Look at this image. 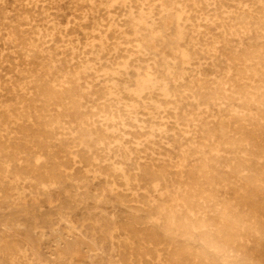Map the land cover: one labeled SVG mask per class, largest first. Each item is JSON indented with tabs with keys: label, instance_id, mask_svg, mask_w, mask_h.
<instances>
[{
	"label": "rangeland",
	"instance_id": "1",
	"mask_svg": "<svg viewBox=\"0 0 264 264\" xmlns=\"http://www.w3.org/2000/svg\"><path fill=\"white\" fill-rule=\"evenodd\" d=\"M0 139V264H264V0H0Z\"/></svg>",
	"mask_w": 264,
	"mask_h": 264
},
{
	"label": "bare ground",
	"instance_id": "2",
	"mask_svg": "<svg viewBox=\"0 0 264 264\" xmlns=\"http://www.w3.org/2000/svg\"><path fill=\"white\" fill-rule=\"evenodd\" d=\"M222 4V3H221ZM8 9V8H7ZM216 11V10H215ZM210 12V11H209ZM201 13V12H200ZM229 13V12H228ZM133 14V13H132ZM30 25V24H29ZM219 43V42H218ZM61 49V48H60ZM68 52V51H67ZM62 53V52H61ZM245 68V67H244ZM229 73V72H228ZM242 76V75H241ZM249 79V78H248ZM252 80V79H251ZM217 92V91H216ZM41 94V93H40ZM58 94V93H57ZM23 98V97H22ZM56 101H57V99H56ZM29 110V109H28ZM233 112V111H232ZM23 114V113H22ZM27 114V113H26ZM10 115V114H9ZM26 116V115H25ZM5 118V117H4ZM8 118V117H7ZM10 119V118H9ZM2 120V119H1ZM3 121V120H2ZM27 125V124H26ZM196 128V127H195ZM201 132V131H200ZM252 138H254V137H252ZM0 140H2V139H0ZM249 141V140H248ZM2 142V141H1ZM249 142H251V141H249ZM163 143V142H162ZM256 143V142H255ZM15 144V143H14ZM192 144V143H191ZM40 145V144H39ZM1 147V146H0ZM17 147H18V145H17ZM5 149V148H4ZM17 149V148H16ZM2 150V149H1ZM214 150V149H213ZM181 152V151H180ZM219 153V152H218ZM19 156V155H18ZM40 157V156H39ZM22 159V158H21ZM24 159V158H23ZM39 160V159H38ZM228 169V168H227ZM241 172V171H240ZM10 175V174H9ZM240 176V175H239ZM242 176V175H241ZM219 179V178H218ZM217 179V180H218ZM226 179V178H225ZM240 180V179H239ZM227 181V180H226ZM178 190H179V188H178ZM133 194V193H132ZM187 201H189V200H187ZM197 204V203H196ZM199 205V204H198ZM193 206V205H192ZM181 208V207H180ZM188 210V209H187ZM179 213V212H178ZM231 216V215H230ZM180 218H182V217H180ZM226 218V217H225ZM183 220H185V219H183ZM217 220V219H216ZM218 221V220H217ZM216 221V222H217ZM229 221V220H228ZM208 222H210V221H208ZM235 223V222H234ZM211 224V223H210ZM191 225V224H190ZM207 225V224H206ZM213 226V225H212ZM211 226V227H212ZM237 226V225H236ZM215 228V227H214ZM217 228V227H216ZM215 230V229H214ZM183 234V233H182ZM232 235V234H231ZM215 236V235H214ZM230 236V235H229ZM234 236V235H233ZM8 237V236H7ZM16 240V239H15ZM12 241V240H11ZM218 244V243H217ZM221 244V243H220ZM16 246V245H15ZM220 246V245H219ZM221 248V247H220ZM223 248V247H222ZM223 250V249H222ZM221 250V251H222ZM5 252V251H4ZM223 252V251H222ZM9 253V252H8ZM140 253V252H139ZM21 254V253H20ZM141 254V253H140ZM9 256V255H8ZM11 258V257H10ZM12 259V258H11ZM14 259V258H13ZM205 260V259H204ZM12 261V260H11ZM16 262V261H15Z\"/></svg>",
	"mask_w": 264,
	"mask_h": 264
}]
</instances>
